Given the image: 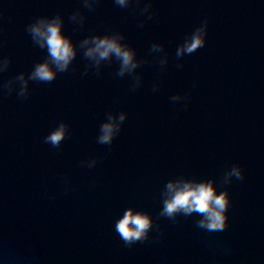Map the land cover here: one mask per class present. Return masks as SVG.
Returning <instances> with one entry per match:
<instances>
[{
  "label": "water",
  "instance_id": "1",
  "mask_svg": "<svg viewBox=\"0 0 264 264\" xmlns=\"http://www.w3.org/2000/svg\"><path fill=\"white\" fill-rule=\"evenodd\" d=\"M78 7L86 20L74 31L68 16ZM152 10L154 19L139 28L145 17L113 0L93 12L79 0H0V55L12 61L0 81L45 58L25 27L57 12L74 44L117 30L138 59L153 42L169 56L164 70H136L142 86L135 92L130 77L112 75L115 62L99 76L82 75L87 62L78 53L51 84L29 82L27 100L0 96V264H264V0H152ZM204 18L205 47L177 69L176 47ZM185 92L186 109L170 102ZM108 111L127 113L110 153L96 142ZM60 121L72 135L57 150L42 140ZM90 157L97 165L82 167ZM232 164L244 179L226 186L224 231L197 228L195 215L175 224L158 216L167 180L214 179L221 191L219 178ZM127 207L160 226L131 248L114 231Z\"/></svg>",
  "mask_w": 264,
  "mask_h": 264
},
{
  "label": "clouds",
  "instance_id": "2",
  "mask_svg": "<svg viewBox=\"0 0 264 264\" xmlns=\"http://www.w3.org/2000/svg\"><path fill=\"white\" fill-rule=\"evenodd\" d=\"M81 6L89 12H93L99 6L101 0H79ZM113 3L124 9H129L140 19L138 27L143 28L147 21L153 20L155 12L152 10V0H113ZM125 21L127 17L123 18ZM68 20L75 26L74 31H79L84 27L86 17L78 7L72 11ZM64 17L57 12L54 16H37L29 22L25 31L30 36L33 46L41 50H46L45 58L34 64L27 74L20 72L7 80L0 81V96H11L14 92L17 99L27 100L30 95L29 82L41 84H51L58 74L66 73L70 70L72 62L78 53L87 62L82 75H87L90 70L97 76L101 75L102 65L111 66L114 62L118 67L112 75L118 78L128 76L131 78L129 90L135 92L142 86L141 74L136 70L145 64H156L160 70H164L169 61L168 53L159 42H153L148 55L138 59L136 51L125 39L122 32L109 30L104 34H89L74 44L71 38L62 31ZM208 20L204 18L201 23L190 33H187L182 43L175 50L176 68L182 69L180 63L185 56H190L206 45ZM2 31V30H0ZM4 41L0 40V48L4 47ZM151 57V59H149ZM11 57L0 55V74L6 72L11 65ZM196 84L193 82V87ZM159 90V83L152 84V91ZM174 105L179 104L181 109L188 107L190 93H176L170 98ZM127 118V113L120 111L105 113V119L99 126L96 142L108 147L111 146L116 136L121 132L122 126ZM72 135L70 126L64 121H60L47 135L42 142L59 150L62 142ZM103 159V158H100ZM98 163L97 157H90L81 161L82 167L94 168ZM233 179L242 181L244 179L242 168L238 164L225 166L219 178V186L223 189L217 191V181L214 179L187 178L183 175L175 179L166 181L160 193L161 209L159 217L177 223V217L185 218L198 216L195 226L206 232H222L227 228V212L230 206V197L227 185ZM65 183L67 181L65 180ZM71 189L65 187L64 194L67 195ZM159 224L154 223L149 213L143 210H136L127 207L123 214L116 219L114 231L118 234L124 246L131 248L133 245L150 241L149 233L153 229L159 232Z\"/></svg>",
  "mask_w": 264,
  "mask_h": 264
}]
</instances>
